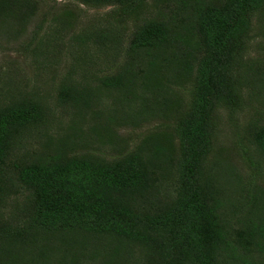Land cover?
I'll list each match as a JSON object with an SVG mask.
<instances>
[{
	"label": "trees",
	"instance_id": "16d2710c",
	"mask_svg": "<svg viewBox=\"0 0 264 264\" xmlns=\"http://www.w3.org/2000/svg\"><path fill=\"white\" fill-rule=\"evenodd\" d=\"M74 1L112 7L110 29L73 36L82 47L75 63L90 61L88 44L106 61L113 53V61L110 73L95 72L93 86L76 79L71 66L55 107L69 110L76 125L90 115L110 139H99L101 153L69 155L50 134L58 119L51 105L6 94L0 264H264V122L233 124L246 177L221 156L223 147L207 165L218 112L231 122L264 70V60L247 55L254 18L264 24V0H159L152 10L148 0ZM38 5L0 0V33L24 29ZM73 17L69 10L50 23L44 17L34 40L42 29H71ZM128 21L133 31L118 41ZM153 118L161 123L131 148L115 136ZM218 168L233 174L236 201L221 198Z\"/></svg>",
	"mask_w": 264,
	"mask_h": 264
},
{
	"label": "rangeland",
	"instance_id": "374dc122",
	"mask_svg": "<svg viewBox=\"0 0 264 264\" xmlns=\"http://www.w3.org/2000/svg\"><path fill=\"white\" fill-rule=\"evenodd\" d=\"M158 1L148 0L146 2L147 8L152 10V7ZM64 10H69L75 15L71 18V29H42L34 40V35H36L35 24L41 22L44 17L46 22L50 23L53 21L54 15H59ZM111 10L112 7L110 6L101 9L89 8L74 0H39L34 17L26 23L24 29L18 26L13 29L15 27L13 26L10 27L11 29H6L5 34L0 33V105L6 101V94L10 92H13L14 95H18L17 93L33 95L44 103L51 105L58 119L57 123L51 126L50 134L54 136L57 142L64 143L69 155L93 150L101 153L99 147L104 143L98 142L99 139L107 140L106 135L110 139V135L106 133L104 128L100 125H94L90 115H85L80 122L77 121L76 125V120L69 110L62 111V107H55V97L56 89L62 79L67 77V71L71 66L74 67L73 69L76 72L74 74L76 79L86 81L92 86L96 71L99 73L111 72L110 65L112 63L110 64V62L113 61V58L110 56L113 53L109 55V59L106 61L100 49L95 45H87L88 58L90 59L88 63H82V65L75 63V53H78L82 47H79L73 40V36L81 33L83 28L86 30L89 29L88 27H92L93 30H98L97 28L110 29L111 27L105 17ZM2 19L0 18V22L3 21ZM257 19L255 17L253 21L247 55L252 59L259 57L264 60V24L263 26L260 25ZM9 24L15 25L16 23L10 20ZM126 24L125 29L121 30L126 32L127 35L122 36L120 34L118 41L127 40L128 34L133 31V24L129 21ZM254 79L258 82L252 85L251 89L244 92L243 107H240L238 112L233 115L231 122H228L227 112L223 110L218 112L219 126L213 151L207 161V165L211 167L218 155V153L216 154L217 149L223 147L221 156L230 159L234 163L232 166L238 169L237 171L242 177H246L249 170L244 165H240L242 161L240 156L237 155L238 147L235 138V132L240 128L234 127L233 124L236 123L243 128L251 120L257 119L264 122V70L260 76L255 75ZM160 123L159 120L153 118L142 122L138 128L123 127L114 133L115 136L125 139L126 143H123V146L128 145L131 148L143 136L149 134L150 131H154V128ZM71 125H75L77 128L74 135L69 133ZM32 143L35 144V141H32ZM251 147L252 145L249 146V149ZM105 148H102V150H108L107 147ZM216 170L219 182L224 187L223 189H226V191H222L221 198L236 201V193L229 192L230 186L237 184L233 180V174L222 172L219 168ZM257 179L259 177H256ZM4 206L7 207L8 203ZM4 206L3 210H6Z\"/></svg>",
	"mask_w": 264,
	"mask_h": 264
}]
</instances>
